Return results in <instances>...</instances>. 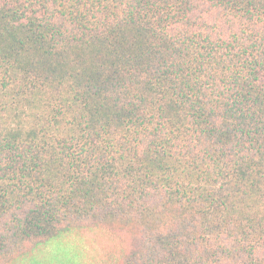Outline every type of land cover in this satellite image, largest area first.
<instances>
[{
    "label": "trees",
    "instance_id": "trees-1",
    "mask_svg": "<svg viewBox=\"0 0 264 264\" xmlns=\"http://www.w3.org/2000/svg\"><path fill=\"white\" fill-rule=\"evenodd\" d=\"M87 228L264 264V0H0V264Z\"/></svg>",
    "mask_w": 264,
    "mask_h": 264
},
{
    "label": "rangeland",
    "instance_id": "rangeland-1",
    "mask_svg": "<svg viewBox=\"0 0 264 264\" xmlns=\"http://www.w3.org/2000/svg\"><path fill=\"white\" fill-rule=\"evenodd\" d=\"M72 234L65 243L44 246L30 260L16 264H87L90 258L94 264H103L105 249L112 250L114 245L107 233L99 228H87Z\"/></svg>",
    "mask_w": 264,
    "mask_h": 264
}]
</instances>
